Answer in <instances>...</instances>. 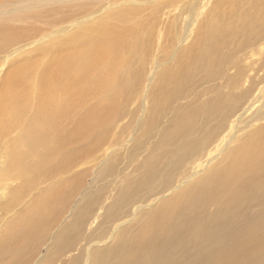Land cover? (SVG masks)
I'll return each instance as SVG.
<instances>
[{"label":"bare ground","instance_id":"bare-ground-1","mask_svg":"<svg viewBox=\"0 0 264 264\" xmlns=\"http://www.w3.org/2000/svg\"><path fill=\"white\" fill-rule=\"evenodd\" d=\"M169 5L109 9L7 63L8 176H33L8 192L21 209L0 234V264L10 250L12 262L56 264L80 241L61 264H251L264 247V0H206L184 28L174 16V35L159 28L161 58L149 34L158 13L174 15ZM12 42L0 35V50ZM108 138L99 172L110 183L89 192L90 166L27 197L81 164L72 151L84 144L85 160ZM150 145L154 159L136 172L118 166V151L127 163Z\"/></svg>","mask_w":264,"mask_h":264},{"label":"rangeland","instance_id":"rangeland-1","mask_svg":"<svg viewBox=\"0 0 264 264\" xmlns=\"http://www.w3.org/2000/svg\"><path fill=\"white\" fill-rule=\"evenodd\" d=\"M205 1L206 0H0V35H5L6 38L13 40L11 44L3 45L6 46L4 50H0V77L6 72L7 63H11L12 60H15L17 57H20L19 55H21L23 52L25 53V51H29L30 49L40 48L42 46L48 45L57 37H59V35L68 34L77 28L88 27L90 26L91 22H94L99 19L104 13L108 12L109 9H118L121 6H133L136 8L145 7L147 8L146 10L149 11L158 4L168 2V4L172 3V5H169L166 10L178 7L174 15H172V17L169 19L170 22L168 21V19H165V17L161 13H158V25L156 28L152 29L149 34L151 35L150 42L153 46V50L158 51L159 49V55L162 58L161 46H159L160 40L158 39L159 28H161L160 35H174L173 28L171 26L172 18L174 16H179L183 14L184 20L182 24L184 28L186 17L191 14L196 16V18L199 17L198 12L204 7H206V5H204ZM183 28L181 29L182 34ZM243 37L244 35H242V38ZM243 52L244 51L239 52L234 57V61L240 55L243 57ZM164 64L165 67L169 66V61L165 62ZM202 89H205L204 85L196 90L191 88L190 93H197ZM221 94L227 97V89H222ZM204 97L206 96H203L200 99ZM188 101L195 100L193 98H188L183 100L182 102L185 103ZM134 115L135 113L130 114L123 122H128ZM9 130L10 128L6 129V132L0 134V186L2 187H0V189L3 190L0 196V234L6 229L4 227L5 223H9L10 219L14 217L16 210L21 209L20 204L12 203L13 207H10L12 200L9 197V190H11V187H18L21 183L25 182V175H29L31 177L33 176V174H31L32 172L30 171H28L24 176L16 179H11L8 176V150L10 142H7L3 137H5V135L7 134V138H10L12 136H15L16 134V130L12 131V133H9ZM154 139L155 142L153 141V144L159 145L158 138ZM108 140L109 138L106 139L105 146L103 147V149H101L102 151H104L103 153H91L85 158V160L82 159L84 158V153L82 150V148L85 147L84 144H82L80 148L77 149V151H72V154L74 156H77L81 159V164L78 165V167H76L75 169L73 168L72 170H70L69 173L59 175L58 177L52 176L49 177L47 180L36 184L33 189H29L28 191H26L27 197L29 196L31 198L33 194H35L38 189H40V187L50 189L53 184L57 181V179H62L63 177L65 179H69L68 176H70V178L73 176L70 174L71 172L74 173V171H76L75 173H77V171L81 169H87L90 166L93 167L92 172L89 175H86L84 179L86 186H88L89 192H93L92 194H94L98 188L103 187V185H105L106 183H110V181H108V177L106 175H100L99 172L102 167L99 159L102 158V155H104L105 152L108 150ZM154 147L155 146L152 145H150L149 147L147 146L141 155L132 157L127 163L124 162L123 158L125 153H123L122 151H118L122 154H120L121 157L117 161V164L120 168H126V171H135L138 168L139 164L141 166H145V164L149 162L148 159H154L152 155V150L154 149ZM165 148L166 147L164 146L161 149H158L157 146L156 150L157 152L161 153ZM143 157L146 158L143 159ZM98 161L99 164L97 165ZM2 174H4L6 178L4 176H1ZM247 174H250V172ZM2 181L4 184L6 182H11L12 184L9 187L10 189H3ZM5 192L6 194L9 192L8 195H6ZM85 195L86 194L83 190L82 196L84 198ZM46 206L48 209L52 208L50 202L46 203ZM261 210V207H253L251 204L250 214L252 216H258ZM82 243L83 242L80 241L79 243L75 244V251H66L67 253L64 252L66 255L64 253L55 255V258L52 261H55L56 264H61L67 259V257H69L70 259V252L71 255L73 254V256L79 253L78 248L82 245ZM254 248L255 249L253 253L251 252V264H264V247L260 250H258L257 247ZM39 249L40 251L45 250L44 247H41ZM72 252H75L76 254ZM16 254L17 253H15V250H10L7 254L3 256L2 261H4V264H22L9 260ZM22 257V255H18L17 260H20Z\"/></svg>","mask_w":264,"mask_h":264}]
</instances>
